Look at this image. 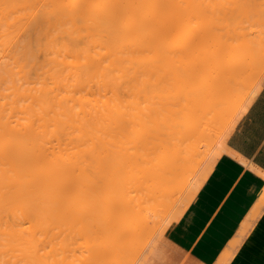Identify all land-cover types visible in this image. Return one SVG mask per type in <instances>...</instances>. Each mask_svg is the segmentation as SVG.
<instances>
[{
	"label": "bare ground",
	"instance_id": "6f19581e",
	"mask_svg": "<svg viewBox=\"0 0 264 264\" xmlns=\"http://www.w3.org/2000/svg\"><path fill=\"white\" fill-rule=\"evenodd\" d=\"M263 73L264 0H0V264L131 260Z\"/></svg>",
	"mask_w": 264,
	"mask_h": 264
},
{
	"label": "crops",
	"instance_id": "0c3cea01",
	"mask_svg": "<svg viewBox=\"0 0 264 264\" xmlns=\"http://www.w3.org/2000/svg\"><path fill=\"white\" fill-rule=\"evenodd\" d=\"M224 135L183 213L135 264H264V73Z\"/></svg>",
	"mask_w": 264,
	"mask_h": 264
},
{
	"label": "rangeland",
	"instance_id": "374dc122",
	"mask_svg": "<svg viewBox=\"0 0 264 264\" xmlns=\"http://www.w3.org/2000/svg\"><path fill=\"white\" fill-rule=\"evenodd\" d=\"M218 126V125H217ZM216 126V127H217ZM223 135H224V133L220 136V137H214L213 139H212V149H211V151L209 152V154H208V156L206 157V159H205V161H204V163H203V165H202V168L200 169V171H198L197 173H196V176L193 178V180L192 181H194L195 182V186H196V190H198V186H199V184H200V182L201 181H203V179H204V177H205V175H206V173H207V171H208V169H209V167L211 166V163H212V161H213V159L216 157V155L218 154V153H220L221 151H223V149H224V144H225V139H224V137H225V135H224V137H223ZM207 147L208 146H206V147H204V145H203V150H204V148H206L207 149ZM195 186H194V188H195ZM194 188H193V190H194ZM191 195H192V193L190 194V197H191ZM180 197H178L176 200V202H175V204H174V206L172 207V208H170L169 210H168V212H167V216H168V218L167 219H171L173 216H177L180 212V214H182L183 213V211H184V206H185V204H183V203H181L180 202ZM161 223V225L158 227V231L157 232H159V231H161V230H165L170 224H168V225H165V224H163L162 225V221H160L158 224H160ZM68 239V238H67ZM144 237L143 236H140V237H138V239H137V241H140L141 243H143L144 244ZM152 241V240H151ZM150 241V242H151ZM150 242L149 243H147V245L145 246V248L150 244ZM144 248V249H145ZM129 250V249H128ZM128 250H126V251H128ZM130 250H132L131 248H130ZM134 251L135 252H133V250L131 251L132 253H134V257H135V253L136 254H138V256L136 255V257L137 258H134L133 257V255H132V253L131 254H129V255H131V257L129 256V259L131 258V260H127L126 259V256L125 255H122V257H121V259L123 260H126V261H124L125 263L124 264H135V262L137 261V259H138V257L140 256V254L144 251V250H142V251H140V253H137V250H135L134 249ZM12 254H14V251L13 252H11ZM128 253H129V251H128ZM11 254V255H12ZM16 254V253H15ZM32 254H34V256L33 255H31L30 253H28V255H30V256H32V257H34L35 258V262H39V260H40V258H39V255L38 254H36V253H32ZM124 254V253H123ZM126 254V253H125ZM24 255V254H23ZM14 258H15V256H13ZM23 257H25V256H23ZM26 257L27 258H24V261H25V259L26 260H29L30 262L31 261H34V259H32L31 257H28L27 255H26ZM133 257V258H132ZM127 258H128V256H127ZM31 259V260H30ZM120 259V260H121ZM136 259V260H135ZM121 260V261H122ZM134 261V262H133ZM27 262V261H26ZM132 262V263H131ZM123 263V262H122Z\"/></svg>",
	"mask_w": 264,
	"mask_h": 264
}]
</instances>
